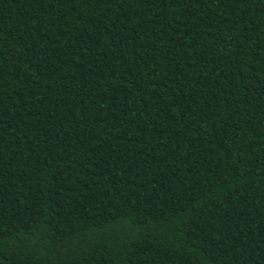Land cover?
<instances>
[{
  "label": "trees",
  "instance_id": "obj_1",
  "mask_svg": "<svg viewBox=\"0 0 264 264\" xmlns=\"http://www.w3.org/2000/svg\"><path fill=\"white\" fill-rule=\"evenodd\" d=\"M0 264H264V0H0Z\"/></svg>",
  "mask_w": 264,
  "mask_h": 264
}]
</instances>
